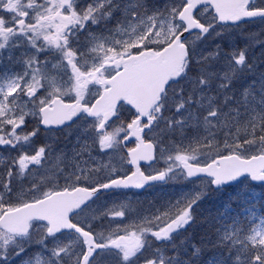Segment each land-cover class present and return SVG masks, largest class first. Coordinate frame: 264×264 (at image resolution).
<instances>
[{
  "label": "snow or ice",
  "instance_id": "snow-or-ice-1",
  "mask_svg": "<svg viewBox=\"0 0 264 264\" xmlns=\"http://www.w3.org/2000/svg\"><path fill=\"white\" fill-rule=\"evenodd\" d=\"M260 201L264 0H0V264H264Z\"/></svg>",
  "mask_w": 264,
  "mask_h": 264
},
{
  "label": "rangeland",
  "instance_id": "rangeland-1",
  "mask_svg": "<svg viewBox=\"0 0 264 264\" xmlns=\"http://www.w3.org/2000/svg\"><path fill=\"white\" fill-rule=\"evenodd\" d=\"M189 191H191V185L182 182L181 179L179 177H177L176 180H174L172 182H168L165 185L155 186L143 194L131 193L129 195H132L133 199L138 197V198L144 200L145 203H148L151 201V202H154L156 204H160V203H163V202L168 201V200H174L177 197H179L182 194V192L187 193ZM255 191H256V193L259 194L261 190H260V188H256ZM260 204H264V201H260L257 203V205H256L257 213L261 212ZM198 207H199V209H202V211L198 214V217H197L198 220L202 219L203 216L206 213H208L209 211H212V212L217 211L216 207L208 199L201 201L198 204ZM233 215H235V213H233ZM252 218L253 217L248 218L249 222H251ZM256 218L258 219L259 216H257ZM199 228L204 229L203 230L205 233L204 235H207L206 225L204 223H197V221L194 220L193 225H191L190 229H189L190 231H192L191 232L192 236L194 234L200 233L198 230L195 231L196 229H199ZM216 239H217V237L214 235V237L203 239V243H205L204 245H210L211 243L215 244ZM180 240H181L180 236H175L171 242L150 241L149 246L146 247L147 255H151L154 249L165 248L171 254L172 253L176 254V249H178L180 256L185 255L184 258L186 259L188 256V253L184 252V248L188 247V245L181 246ZM191 242H193V240L190 241L189 243H191ZM189 251H191L190 248H189ZM219 251L220 250L218 248H215L213 251H211L208 254H204L202 252L200 257H196L193 260L199 259L202 262V260H207L208 258L218 254Z\"/></svg>",
  "mask_w": 264,
  "mask_h": 264
},
{
  "label": "bare ground",
  "instance_id": "bare-ground-1",
  "mask_svg": "<svg viewBox=\"0 0 264 264\" xmlns=\"http://www.w3.org/2000/svg\"><path fill=\"white\" fill-rule=\"evenodd\" d=\"M197 230L200 232L201 235H204V234H205L204 231H203L204 229H200V228H199V229H196L195 231H197ZM195 231H194V232H195ZM201 235H200V236H201ZM211 237H214V235H212ZM194 242H196V241H194ZM198 244L204 245L205 243H203V240H201V239L198 238ZM213 245H214L213 243H211L210 245H205L206 247H205L203 253H204V254H208V253H210L211 251H213V250L215 249V248L213 247ZM170 254H171V253H170ZM174 254H175V253H172V255H174ZM181 257L184 258L185 255H182ZM198 261H200V260H199V259H195V260H193L192 264H198ZM200 262H201V261H200ZM201 264H202V262H201Z\"/></svg>",
  "mask_w": 264,
  "mask_h": 264
},
{
  "label": "water",
  "instance_id": "water-1",
  "mask_svg": "<svg viewBox=\"0 0 264 264\" xmlns=\"http://www.w3.org/2000/svg\"><path fill=\"white\" fill-rule=\"evenodd\" d=\"M168 70H169V68L167 66H162L160 69V72H167ZM157 183H165V182H157ZM154 184H156V183H154ZM154 184L146 185L145 188L142 190H145L146 188H148L149 186H152Z\"/></svg>",
  "mask_w": 264,
  "mask_h": 264
},
{
  "label": "trees",
  "instance_id": "trees-1",
  "mask_svg": "<svg viewBox=\"0 0 264 264\" xmlns=\"http://www.w3.org/2000/svg\"><path fill=\"white\" fill-rule=\"evenodd\" d=\"M187 232V231H186ZM200 233L194 234L193 237V241H196V243H198V238L200 237Z\"/></svg>",
  "mask_w": 264,
  "mask_h": 264
}]
</instances>
